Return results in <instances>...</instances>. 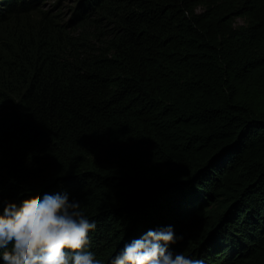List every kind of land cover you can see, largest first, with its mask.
<instances>
[{
  "label": "trees",
  "instance_id": "obj_1",
  "mask_svg": "<svg viewBox=\"0 0 264 264\" xmlns=\"http://www.w3.org/2000/svg\"><path fill=\"white\" fill-rule=\"evenodd\" d=\"M96 9L104 45L0 91V200L69 191L104 264L165 225L205 264H264V0H85L79 23Z\"/></svg>",
  "mask_w": 264,
  "mask_h": 264
},
{
  "label": "clouds",
  "instance_id": "obj_2",
  "mask_svg": "<svg viewBox=\"0 0 264 264\" xmlns=\"http://www.w3.org/2000/svg\"><path fill=\"white\" fill-rule=\"evenodd\" d=\"M0 208V264H104L90 250L97 222L69 191L21 207L2 199ZM183 240L174 225L149 229L123 242L108 264H205L173 247Z\"/></svg>",
  "mask_w": 264,
  "mask_h": 264
},
{
  "label": "rangeland",
  "instance_id": "obj_3",
  "mask_svg": "<svg viewBox=\"0 0 264 264\" xmlns=\"http://www.w3.org/2000/svg\"><path fill=\"white\" fill-rule=\"evenodd\" d=\"M39 2L35 9L8 13L0 0V91L16 99L32 82L35 69L78 63L86 51L104 45L115 28L106 19L90 22L102 18L97 9L79 23L86 12L85 0Z\"/></svg>",
  "mask_w": 264,
  "mask_h": 264
}]
</instances>
